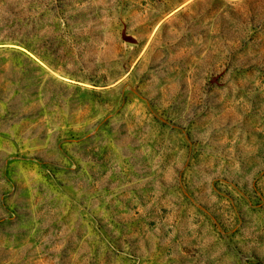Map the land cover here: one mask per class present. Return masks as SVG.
Masks as SVG:
<instances>
[{
    "label": "rangeland",
    "instance_id": "obj_1",
    "mask_svg": "<svg viewBox=\"0 0 264 264\" xmlns=\"http://www.w3.org/2000/svg\"><path fill=\"white\" fill-rule=\"evenodd\" d=\"M0 264H264V0H0Z\"/></svg>",
    "mask_w": 264,
    "mask_h": 264
}]
</instances>
